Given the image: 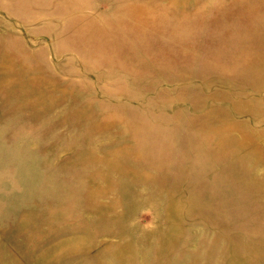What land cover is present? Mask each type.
I'll list each match as a JSON object with an SVG mask.
<instances>
[{
	"label": "rangeland",
	"instance_id": "374dc122",
	"mask_svg": "<svg viewBox=\"0 0 264 264\" xmlns=\"http://www.w3.org/2000/svg\"><path fill=\"white\" fill-rule=\"evenodd\" d=\"M0 264H264V0H0Z\"/></svg>",
	"mask_w": 264,
	"mask_h": 264
},
{
	"label": "bare ground",
	"instance_id": "6f19581e",
	"mask_svg": "<svg viewBox=\"0 0 264 264\" xmlns=\"http://www.w3.org/2000/svg\"><path fill=\"white\" fill-rule=\"evenodd\" d=\"M109 41V40H108ZM110 43V42H109Z\"/></svg>",
	"mask_w": 264,
	"mask_h": 264
}]
</instances>
